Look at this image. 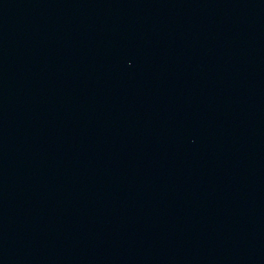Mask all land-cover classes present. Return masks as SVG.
I'll use <instances>...</instances> for the list:
<instances>
[{
    "label": "water",
    "instance_id": "water-1",
    "mask_svg": "<svg viewBox=\"0 0 264 264\" xmlns=\"http://www.w3.org/2000/svg\"><path fill=\"white\" fill-rule=\"evenodd\" d=\"M0 264H264V0H0Z\"/></svg>",
    "mask_w": 264,
    "mask_h": 264
}]
</instances>
